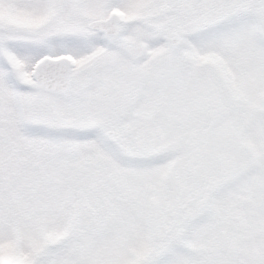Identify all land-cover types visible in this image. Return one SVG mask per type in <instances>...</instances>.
<instances>
[{
    "label": "snow or ice",
    "instance_id": "snow-or-ice-1",
    "mask_svg": "<svg viewBox=\"0 0 264 264\" xmlns=\"http://www.w3.org/2000/svg\"><path fill=\"white\" fill-rule=\"evenodd\" d=\"M0 264H264V0H0Z\"/></svg>",
    "mask_w": 264,
    "mask_h": 264
}]
</instances>
